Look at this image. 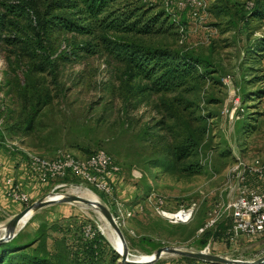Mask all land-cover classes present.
Segmentation results:
<instances>
[{
	"label": "rangeland",
	"instance_id": "374dc122",
	"mask_svg": "<svg viewBox=\"0 0 264 264\" xmlns=\"http://www.w3.org/2000/svg\"><path fill=\"white\" fill-rule=\"evenodd\" d=\"M22 2L0 0V154L9 153L27 173L32 155L50 159L67 152L85 158L103 150L121 173L112 180L111 194L75 178L45 189L35 182L42 197L20 209L73 196L98 202L114 216L123 242L99 209L55 204L22 223L28 231L38 230L41 242L18 253L32 255L38 248L42 255H56V242L63 239L80 252V232L88 238L93 229L117 264L125 251L132 262H148L165 248L264 264V238L242 240L234 251L203 244L207 232L230 234L220 211L237 198L247 168L264 164V7L255 20L241 13L258 0H200L197 7L187 0H140L153 15L164 14L167 33L141 37L103 27L91 35L54 31L43 45L34 17L20 12ZM129 45L191 56L203 63L204 78L156 94L131 64ZM160 201L169 212L196 204L195 217L173 225L160 214ZM2 215L0 240L12 219ZM24 228L3 244H29ZM154 264L210 263L164 253Z\"/></svg>",
	"mask_w": 264,
	"mask_h": 264
},
{
	"label": "trees",
	"instance_id": "16d2710c",
	"mask_svg": "<svg viewBox=\"0 0 264 264\" xmlns=\"http://www.w3.org/2000/svg\"><path fill=\"white\" fill-rule=\"evenodd\" d=\"M263 7L264 0H258L251 9L243 6V19H258L262 16ZM19 8L20 12L34 17V30L40 39V45H43L48 35L54 31L91 35L92 31L99 27L114 34L161 36L167 33L165 27L169 23L167 18H163L164 14L153 15L152 10L142 6L140 0H23L19 3ZM57 12L62 14L55 15ZM74 19L88 21L93 27L83 28ZM2 24L3 21L0 22V25ZM262 44L264 45V41ZM125 50L131 64L137 69L138 76L149 81V90L156 94L174 93L184 89L200 76L204 78L199 72L203 63L191 56H180L168 50L138 45L126 46ZM26 229L27 226L24 231L28 234L30 243L19 245L12 242L1 245L0 264H117L116 254L106 251L108 245L93 229V237L89 239L80 232V238L84 241L80 252L74 253L63 239L56 242V255H42L38 253L41 250L38 248L33 250L32 255L19 254L18 252L22 253L41 242V237H37L38 230ZM262 238L264 237L255 239ZM210 241L234 251L235 244L230 235L207 232L203 244L207 245ZM61 248L63 249L59 251Z\"/></svg>",
	"mask_w": 264,
	"mask_h": 264
},
{
	"label": "built area",
	"instance_id": "2783aa9c",
	"mask_svg": "<svg viewBox=\"0 0 264 264\" xmlns=\"http://www.w3.org/2000/svg\"><path fill=\"white\" fill-rule=\"evenodd\" d=\"M193 7L201 6L200 0H187ZM27 170L40 185L68 178L78 179L94 187L97 191L111 194L112 180L119 176L121 168L105 151H97L85 158L61 152L56 157L45 158L29 156ZM255 182L250 184L249 180ZM248 180V182H247ZM242 186L235 200L228 203L220 211V218L230 223V236L235 246L242 240L264 237V164L256 168H247V177L242 178ZM9 197L20 204L27 205L30 198L21 187H13ZM160 214L173 225L189 224L195 217L196 204L181 207L176 212H169L160 201ZM219 218L212 221L217 222ZM88 238L93 234L87 231Z\"/></svg>",
	"mask_w": 264,
	"mask_h": 264
},
{
	"label": "water",
	"instance_id": "95a60500",
	"mask_svg": "<svg viewBox=\"0 0 264 264\" xmlns=\"http://www.w3.org/2000/svg\"><path fill=\"white\" fill-rule=\"evenodd\" d=\"M72 202L85 203L87 205H91L94 208L99 209L102 212V214L104 215V217L107 219L109 224L112 226V228L117 232L119 238L123 242V234L120 230L119 225L117 224L112 213L104 205H102L101 203H98V202L87 201L81 197H74L73 196V197L64 198L62 200L61 199H51V200H47L44 202L38 201V202L32 204L31 206H29L28 208L24 209L22 212H20L19 214L14 216L11 220H9V222L6 224L5 235L0 240V245L5 243V242H8L11 239H13L17 235V233L20 232L19 229H20L23 221L29 216V214L32 211L39 210L42 208H46L48 206H52L55 204H65V203H72ZM164 253H170V254H174V255L188 257V258H192V259L199 260V261H202L204 263H210V264H257V263L232 262V261L228 260L227 258L217 256V255L207 254L205 252L204 253L189 252V251L185 252V251L172 249V248L160 249L159 251H157L155 257L151 261H148V262H132L129 260L126 251L122 255L121 259H122V264H154L161 258V256Z\"/></svg>",
	"mask_w": 264,
	"mask_h": 264
},
{
	"label": "crops",
	"instance_id": "0c3cea01",
	"mask_svg": "<svg viewBox=\"0 0 264 264\" xmlns=\"http://www.w3.org/2000/svg\"><path fill=\"white\" fill-rule=\"evenodd\" d=\"M20 166V161L15 160L9 153L0 154V215L3 216L2 213H4L7 218H13L22 212L21 204L13 201L8 195L9 191L16 185H19L28 194L31 201L42 197H38L41 190L36 188L34 178L30 173L25 172V168ZM40 186H44V189L46 186L48 187V185Z\"/></svg>",
	"mask_w": 264,
	"mask_h": 264
},
{
	"label": "bare ground",
	"instance_id": "6f19581e",
	"mask_svg": "<svg viewBox=\"0 0 264 264\" xmlns=\"http://www.w3.org/2000/svg\"><path fill=\"white\" fill-rule=\"evenodd\" d=\"M75 190H77V189H75ZM79 193H80V192H79ZM82 193H83V192H82ZM88 197H89V196H88ZM72 203H81V202H72ZM67 204H71V203H67ZM81 204L87 205V204H85V203H81ZM87 206L94 208V207L91 206V205H87ZM35 211H36V210L32 211V212L29 214V216L23 221V225H25L26 223H28L27 221H28L29 219H31V216H33L32 213H34ZM23 225L20 227V229H19L20 231L23 230V228H24ZM115 242H116L117 246L120 247V243H119L117 240H115ZM121 246H122V245H121ZM120 250H121V249H120Z\"/></svg>",
	"mask_w": 264,
	"mask_h": 264
}]
</instances>
